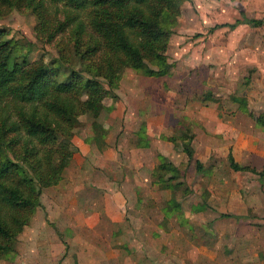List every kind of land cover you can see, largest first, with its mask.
<instances>
[{
	"label": "rangeland",
	"instance_id": "rangeland-1",
	"mask_svg": "<svg viewBox=\"0 0 264 264\" xmlns=\"http://www.w3.org/2000/svg\"><path fill=\"white\" fill-rule=\"evenodd\" d=\"M239 11L262 21L208 30L240 18ZM172 18L165 50L171 62L168 72L151 76L125 68L117 87L104 97L94 128L91 122L85 129L87 113L79 115L70 139L75 153L57 183L41 188L38 210L45 205L61 213L63 208L77 212L74 217L80 222L72 229L46 232L59 245H49L59 256L57 264L63 256L68 257L66 264H264V176L232 170L227 161L230 151L239 164L259 168L264 163V0H182ZM34 24L28 8L0 4L3 37L17 44L10 60L22 54L45 63L59 58L52 43L36 38ZM74 62L72 56V67L78 68ZM117 109L122 118L110 121ZM98 122L106 123V132ZM186 125L192 132L189 160L178 137ZM87 134L96 140L88 144ZM138 137L143 147L137 146ZM81 143L89 149L79 167ZM107 145L116 154L115 162L91 151ZM157 153L178 167V189L160 188L152 181ZM194 159L201 169L195 168ZM118 189L125 198L122 221L105 222L112 233L106 228L99 233L83 218L92 224L93 216L110 204H103L108 197L104 193ZM169 203L176 205L171 208ZM107 239L122 242L120 248L113 250L116 246ZM14 243L16 249L0 258V264H25L17 249L20 239ZM110 249L117 253V262L114 255L108 259ZM121 251L130 262L123 261Z\"/></svg>",
	"mask_w": 264,
	"mask_h": 264
},
{
	"label": "trees",
	"instance_id": "trees-1",
	"mask_svg": "<svg viewBox=\"0 0 264 264\" xmlns=\"http://www.w3.org/2000/svg\"><path fill=\"white\" fill-rule=\"evenodd\" d=\"M181 1L0 0V4L28 8L35 16L34 35L52 43L59 55L47 63L29 60L25 54L10 60L17 44L3 37L0 29V258L13 252L14 239L40 203L41 188L60 179L73 153L70 139L79 115L87 113L93 121L104 107L108 90L117 87L127 67L151 76L168 72L166 44ZM239 14L240 18L215 23L208 30L262 21ZM71 55L78 68L72 67ZM30 125L35 126L33 131L27 129ZM184 129L178 137L189 160L192 132L188 125ZM173 138L168 139L175 143ZM156 155L152 181L160 188L178 189L182 183L176 180L178 167L164 155ZM227 161L232 170L264 176V163L259 168L239 164L230 151ZM194 165L197 170L202 167L198 159ZM171 204V208L176 205Z\"/></svg>",
	"mask_w": 264,
	"mask_h": 264
},
{
	"label": "crops",
	"instance_id": "crops-1",
	"mask_svg": "<svg viewBox=\"0 0 264 264\" xmlns=\"http://www.w3.org/2000/svg\"><path fill=\"white\" fill-rule=\"evenodd\" d=\"M117 111H119V110L117 109L115 112H114V110L111 111V113H113V114H110L108 117V119H110V121H112V119L114 117H116L117 119L122 118L120 113L116 114ZM97 118H98V116L93 121L87 120V122L85 123V129L90 127L91 122H92L91 126H93V128H94L95 122L97 123V120H96ZM98 123L101 126L103 133H104V131L106 132V129L108 127L106 125V123L105 124L101 123V122H98ZM142 123L143 122L140 123L141 126H142ZM87 135H89V136H86V140L88 141V144H90V141H94V139L96 140V138L95 137L93 138V136L91 134H87ZM71 141H72V138H71ZM140 142L143 143L144 141L138 137V139H137L138 145L137 146H139V144L141 145ZM72 145H74L73 146V153H72V155H73L75 153L74 149H76V146L74 143ZM84 145H85L84 143H81V144H78V146H77L78 150L80 151L79 154L81 155L80 160H79V167L81 166V164L83 165L84 161L87 160L86 159V157H87L86 151L89 148L87 146H84ZM141 147H143V145H141ZM247 147H250V146H247ZM95 148L94 147L91 148V151L93 152V154L103 156L104 159L108 158L109 162H115V160H117L116 154L110 146H108V145L105 147L98 146ZM103 148H105V149H103ZM100 150H102V151H100ZM72 155H71V157H72ZM70 159H69V161H70ZM69 161H68V163H69ZM243 164H245V163H243ZM150 173H151V170H150ZM107 181H105V182H107ZM56 187H58V186H56ZM104 194H107L108 197H107L106 201L105 200L103 201V204L105 202L110 203V204L107 207H105L103 209V211L101 210L98 213L99 214L98 216H95V217L93 216L92 224L90 223L91 221L89 220V218L85 217V218H83V220L85 221V223L89 224V226L92 225L95 230L99 231V233L102 232L103 230H105V228H106V230H109L110 234H111L113 230L110 228V226L107 227L104 223L108 222V224H113V223H119V221H122V215L124 212V209H122V207L125 206V198L123 197L120 189L115 190L111 193H104ZM48 195H50V196L55 195V192H49ZM81 198H84V197L81 196ZM39 202H41V204L43 203L42 197L40 195H39ZM54 212L55 211H53L52 208H49V207L47 208L45 205L43 208H41L39 210H38V207H36L31 218H30V220H29V222L23 226L22 230L16 236L17 239H20V243H19L17 249L19 250L20 256L23 257V262L25 264H53V263L57 264V260H59V256L57 257L54 254H52V248L53 247H52V245L51 246H49V245L52 242L55 249L56 248L60 249L59 245L54 244V243H56L54 236H48L46 234V232L51 230V229H56V230L72 229V226L78 225V223H80L79 220L75 219V217H74L75 215L76 216L78 215L77 212L71 213V211H68V210H66L64 212L63 208H61V213H58V212L54 213ZM37 213H42V217H39L37 215ZM104 226H106V227H104ZM99 236H102V234H99ZM111 239L105 240L106 243L109 244V242H110L111 246L112 245L116 246V249L113 248V250H118V248H120L119 244L122 242H119L116 240L113 241ZM121 247H122V245H121ZM13 248H14V250L16 249L14 242H13ZM49 250L51 251V253L49 252ZM111 251L112 250L110 249V253L109 254L106 253V255H109L108 259L113 257V255H114L115 262H117L118 261L116 258L117 253L116 252L112 253ZM120 253L123 255V258H124L123 261L124 262H126V261L130 262L131 261V259L128 260L130 258L128 253H126L124 251H121ZM27 256H29L28 260L25 259V257H27ZM17 258H18V256H17ZM67 260H68V257L63 256V258H62L63 263L61 261H59V264H66ZM98 261H99V259L97 260V262ZM106 261H108V260H106ZM99 263L100 264H106L107 262L104 263V262L99 261ZM121 263H122V261H121Z\"/></svg>",
	"mask_w": 264,
	"mask_h": 264
}]
</instances>
